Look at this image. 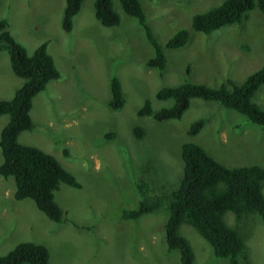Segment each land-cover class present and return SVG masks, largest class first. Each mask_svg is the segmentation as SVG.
Returning <instances> with one entry per match:
<instances>
[{
	"label": "rangeland",
	"instance_id": "obj_1",
	"mask_svg": "<svg viewBox=\"0 0 264 264\" xmlns=\"http://www.w3.org/2000/svg\"><path fill=\"white\" fill-rule=\"evenodd\" d=\"M139 1L163 46L162 71L146 64L152 46L144 28L118 0H111L119 15L117 25L101 24L94 16L93 0H83L69 32L61 28L65 0H0V18L7 20L12 36L28 54L46 41L60 73L33 97V126L22 131L18 141L52 154L80 183L79 188L61 183L55 192L63 210L61 222L26 205L15 211L12 197L1 196L7 183H0V255L29 241L46 246L49 264H179V250L167 249L165 243V203L138 218L122 217L123 210L142 200L137 184L146 183L145 197L175 189L182 175L185 142L198 143L224 166L264 164V128L216 101L192 97L179 118L161 122L137 113L145 100L154 111L172 104V99L155 98L162 86L188 81L217 87L228 79L241 83L263 66L260 9L255 6L240 22L202 33L191 27L193 16L223 0ZM179 29L188 32L185 44L166 48V40ZM113 76L120 80L125 98L119 110L109 106ZM22 83L1 49L0 99L12 97ZM253 101L264 107V85ZM197 119L204 122L201 130L188 135ZM7 120V114L0 116V128ZM136 126L145 130L142 138L134 136ZM6 180L14 181L12 176ZM223 219L243 235L250 264H264V220L256 213L237 218L232 211H226ZM179 230L191 245L193 264H228L213 254L190 224L182 223Z\"/></svg>",
	"mask_w": 264,
	"mask_h": 264
},
{
	"label": "trees",
	"instance_id": "obj_2",
	"mask_svg": "<svg viewBox=\"0 0 264 264\" xmlns=\"http://www.w3.org/2000/svg\"><path fill=\"white\" fill-rule=\"evenodd\" d=\"M82 1L65 0L61 18V28L65 32L72 29V17L79 11ZM118 1L125 13L135 17L144 28L153 51L146 64L162 71L166 64L163 46L152 33L140 1ZM255 6L264 15V0H223L217 6L194 15L191 27L195 31L209 33L225 24L240 22ZM93 11L96 19L104 26L119 23V15L113 9L111 0H93ZM187 38V30L179 29L166 40L164 46L169 49L180 47ZM1 49L6 50L11 70L23 78V83L14 90L12 97L0 99V116L8 115L6 124L0 129V175L4 178L13 177L15 199L30 198L49 219L61 222L63 210L55 201L54 192L61 183L76 188L80 187V183L52 154L18 141L20 133L33 126L30 116L33 97L43 91L50 80L59 78L60 73L47 51L46 41L28 54L25 46L10 33L4 18H0ZM186 70L188 72V66ZM261 85H264V65L241 83L228 79L217 87H210L183 81L176 85L162 86L156 91V99H172L170 106L154 111L150 100H145L137 113L160 122L177 119L189 106L190 98L198 97L216 101L264 128V107L253 101ZM109 87V106L119 110L125 102L120 80L113 76ZM203 123L202 119L192 122L188 135H196ZM133 134L136 138H142L145 130L136 126ZM107 136L112 138L113 133ZM63 152L67 153L65 149ZM181 158L183 168L177 187L168 193L145 197L147 185L140 181L137 189L142 200L137 207L123 210L122 217L138 218L165 203V243L167 249L179 250V264H193L194 261L191 245L179 230L184 222L205 238L216 257L225 258L228 264H250L251 255L243 235L225 223L223 214L232 211L237 218H241L256 213L264 220V164L224 166L195 142L182 144ZM0 264H49L48 249L40 243L21 241L6 254L0 255Z\"/></svg>",
	"mask_w": 264,
	"mask_h": 264
},
{
	"label": "crops",
	"instance_id": "obj_3",
	"mask_svg": "<svg viewBox=\"0 0 264 264\" xmlns=\"http://www.w3.org/2000/svg\"><path fill=\"white\" fill-rule=\"evenodd\" d=\"M1 129V128H0ZM19 139V138H18ZM0 162H1V154H0ZM8 178V177H7ZM7 178H0V183H2L3 181H5L7 184H6V186H4V188H3V190H2V193H1V196L3 197V198H7V197H12V199H13V202L14 203H16V206L14 207V210L15 211H18V209H21L22 210V206H18V205H26V206H28L29 208H30V210L31 211H33V209L35 208L36 209V211H37V213H43L42 211H40L38 208H37V206H36V204H35V202L32 200V199H30V198H24V199H20V200H18V199H15V197H14V190H15V185H14V181L13 180H9V181H7L6 179ZM61 186V185H60ZM60 186H59V188H60ZM59 190V189H58ZM57 191V190H56ZM55 191V192H56ZM55 192H54V198H55ZM0 196V199H2V197ZM2 209V211H5V209L2 207L1 208ZM44 214V213H43ZM45 215V214H44ZM132 258V257H131Z\"/></svg>",
	"mask_w": 264,
	"mask_h": 264
},
{
	"label": "clouds",
	"instance_id": "obj_4",
	"mask_svg": "<svg viewBox=\"0 0 264 264\" xmlns=\"http://www.w3.org/2000/svg\"><path fill=\"white\" fill-rule=\"evenodd\" d=\"M68 170V169H67ZM71 172V171H70ZM72 173V172H71ZM61 185V184H60ZM66 185V184H65ZM71 187V186H70ZM182 234V233H181Z\"/></svg>",
	"mask_w": 264,
	"mask_h": 264
}]
</instances>
